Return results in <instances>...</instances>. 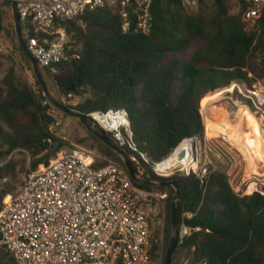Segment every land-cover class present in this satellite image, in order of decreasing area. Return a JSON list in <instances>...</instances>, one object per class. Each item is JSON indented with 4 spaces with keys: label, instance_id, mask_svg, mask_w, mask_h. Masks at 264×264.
<instances>
[{
    "label": "trees",
    "instance_id": "obj_1",
    "mask_svg": "<svg viewBox=\"0 0 264 264\" xmlns=\"http://www.w3.org/2000/svg\"><path fill=\"white\" fill-rule=\"evenodd\" d=\"M197 1L199 9L193 14L183 0H153L154 22L148 35L124 33L119 9L109 4L56 25L70 37L67 46L74 47L72 60L53 76L56 85L65 96L92 95L68 108L87 118L95 111L126 110L139 151L148 156L151 165L169 158L188 139L204 136L201 103L209 94L232 83L253 88V61L258 64V78L264 81V13L257 29L248 31L243 23L246 0H238L237 13L231 11L227 0H212L211 6L205 0ZM8 10L11 12V7ZM3 14L0 8V31L4 30ZM195 42L201 47L190 60L179 59ZM4 85L5 90L0 92V164L11 153L26 151L31 155L29 173L48 166L64 146L50 131L55 120L42 105L47 103L43 89L38 82V90L20 82L14 73L8 75ZM104 134L113 141L111 135ZM89 136L108 161L123 166L118 154ZM134 170L137 172L136 167ZM5 171L0 169V213L6 198H16L24 187L15 191L5 180L9 177L16 182L17 176L14 171L12 177ZM145 171L146 180L168 181L156 176L152 167L145 166ZM171 180L179 182L182 190L178 226L184 213H193L187 224L203 229L183 247L177 245L174 255L185 250L196 263L264 264V195L236 194L221 172L204 178L180 173ZM138 186L169 193L164 231L167 251L176 191L173 187ZM156 236L161 240L160 230ZM159 249V244H152V258ZM0 255V264H17L1 245Z\"/></svg>",
    "mask_w": 264,
    "mask_h": 264
},
{
    "label": "built area",
    "instance_id": "obj_2",
    "mask_svg": "<svg viewBox=\"0 0 264 264\" xmlns=\"http://www.w3.org/2000/svg\"><path fill=\"white\" fill-rule=\"evenodd\" d=\"M243 15L246 29L256 30L264 13V0H246ZM16 2L22 34L40 69L58 75L61 65L72 60L74 47L67 46L58 23L83 16L88 11L116 6L124 33L148 35L153 28V0H0V8ZM47 35H56L50 40ZM229 94L257 117L264 118V89L232 83ZM93 125L109 134L119 149L128 153L136 175L146 180L145 166L151 165L139 151L126 110L95 111L88 116ZM63 151L48 166L31 171L22 192L4 201L0 213V245L17 264H152V220L160 216L166 195L141 189L127 169L87 152L78 145ZM177 149L170 155L173 156ZM90 154V155H89ZM201 178V177H200ZM184 213L177 245L183 247L194 234L203 231ZM165 221L158 226L163 240Z\"/></svg>",
    "mask_w": 264,
    "mask_h": 264
},
{
    "label": "rangeland",
    "instance_id": "obj_3",
    "mask_svg": "<svg viewBox=\"0 0 264 264\" xmlns=\"http://www.w3.org/2000/svg\"><path fill=\"white\" fill-rule=\"evenodd\" d=\"M227 1L231 11L233 13H237L238 0H227ZM205 2L209 6L213 5L212 0H205ZM183 3L184 6L193 14H195L199 9V3L197 0H183ZM8 7L10 6L3 5L1 7L4 11L3 23H2L4 30L0 31V92H3L5 90L4 82L6 81L8 75L11 73H14L20 82L30 86L35 90H38L37 79L33 72L32 65L30 61L29 60L27 61L24 58V56L21 54L20 51L21 48L18 43L17 34L15 32V28L13 29L14 20H13L12 8L10 12L8 10ZM65 34H66V41H70V37L68 36L66 31ZM199 47H201V43L195 42L190 48H188L182 54H180L178 58L181 59L182 61L190 60L194 51ZM252 65L254 71L253 74L250 75V77L255 79V82L252 83V87H257L258 89H264V81L258 78L259 70H258L257 62L253 61ZM42 74L47 83L49 95L54 100L66 105L67 107L68 106L75 107L83 103L87 98L92 96L90 92L86 93L84 97H75L73 95L65 96L64 94L61 93L58 86L56 85L53 79V75H51L48 71L45 73L44 71H42ZM230 89L231 88L229 86L227 88L218 91L224 92L223 95L225 98L230 97L233 98L235 101H241L244 104L247 103L246 101H244L243 97L240 96L239 94H237V96L232 97L229 94ZM212 94L213 93L209 94L208 96ZM203 101L201 103V115L205 126V134L203 137L197 138L202 147L201 165H200L201 169L198 172H192V173L196 174L201 178L207 177L213 172L224 173L228 178L232 190L236 194L241 196H249L250 195L248 194L249 187L254 184L258 185V187L264 186V178H261L259 176H252V177L250 176V174L248 173L247 161L245 160V157L243 156L241 150L234 142L228 140L227 134L222 130L221 121L229 119V117L226 116V114L229 113L231 115L230 112L231 108L229 107H233V106L231 102H229L228 100L225 101L224 103L221 102L216 104L215 106H211L209 108L210 109L209 111H211V113L206 118L204 117V111L206 107L204 106ZM42 105L44 107H47L46 111H48L50 116L55 120V123L51 127L50 131L54 135V137L58 139L64 146L60 151V153L73 148L72 145H78L84 148L87 152L96 155L97 160L102 159L101 160L102 162L108 161L107 160L108 158L103 156L102 153L100 152L99 145L89 136L90 133L80 123V121L77 118L68 116L63 112L59 111L48 100L47 103H42ZM214 110H216V115L213 116L212 112ZM244 112L247 113L246 111ZM258 118L261 119V117ZM250 137H251L250 128L246 126L245 139L246 142H249L251 144V140H249ZM4 158L5 159H3V161L0 164V169L7 170L5 172L8 175H11V177L14 171L17 176L16 182H12V180L9 177H7L5 182L7 181L11 183L15 191H19L21 187L24 186L25 179L29 171L31 170V155L26 151H15L11 153L8 157H4ZM55 158L51 159L50 162ZM148 167H152V166H148ZM259 171L264 173V168H262V166H259ZM180 173L186 176L191 174V173L190 174L183 173L179 169H175L172 172L168 171L167 176L160 178L168 180L167 182H172L171 180L172 177ZM173 189L175 190L174 187ZM151 192L154 193L159 192L158 194L167 196L163 202V205L159 207L158 212L160 213V216H155L154 219L152 220V238H151V244L155 243L160 245V249L156 252L155 256L152 258V264H165V259L167 254V251L165 250L166 242L164 237L163 240L162 238L161 240H159V237L156 236V233L159 230V226H158L159 218L165 221L164 223L166 229L167 198L169 193L166 192V194H163L160 191H151ZM255 193H260L264 195V191H261L260 189ZM0 261H2L1 255H0ZM171 264H204V263H196L191 253L185 250H180L176 255H173Z\"/></svg>",
    "mask_w": 264,
    "mask_h": 264
},
{
    "label": "bare ground",
    "instance_id": "obj_4",
    "mask_svg": "<svg viewBox=\"0 0 264 264\" xmlns=\"http://www.w3.org/2000/svg\"><path fill=\"white\" fill-rule=\"evenodd\" d=\"M223 93L224 92L216 91L212 95L205 98L203 101V104L206 107L204 117L207 118L211 113V111H209L211 106H215L221 102L224 103L227 100L231 102L233 106V108L229 107L232 109H230L231 115L229 113L226 114L229 119L221 121L222 130L227 134L228 140L234 142L241 150L245 160L247 161V168L250 176H259L264 178V173L259 171V166L264 168V118L259 119L247 106L231 101L230 97L225 98ZM212 114L213 116L216 115V110H214ZM246 126L250 128L251 137L249 140H251V144L246 142L245 139ZM184 151H186L187 156L184 161H180L178 156ZM201 155L202 147L198 139L187 140L178 147L173 156L164 160V162L159 166L158 171L160 175L165 176L168 175V171L172 172L175 169H179L181 172L187 174L198 172L201 169ZM259 189L260 187L254 184L249 187L248 194L257 192Z\"/></svg>",
    "mask_w": 264,
    "mask_h": 264
},
{
    "label": "water",
    "instance_id": "obj_5",
    "mask_svg": "<svg viewBox=\"0 0 264 264\" xmlns=\"http://www.w3.org/2000/svg\"><path fill=\"white\" fill-rule=\"evenodd\" d=\"M12 13H13L15 32L17 34L19 46H20L21 50L23 51V53L28 58V60L30 61L31 65H32V68H33V72H34L35 77L37 79V82L40 84L41 88L43 89L47 100L53 106H55L59 111L63 112L64 114H66L68 116L77 118L80 121V123L87 129V131L91 135H93L94 137L99 139L105 146H107L112 151H114L116 154H118L120 156L125 168L129 172L132 180L135 183H137L138 185H143V186H151V187H159V188L160 187H174L175 188L176 195L173 198L172 203H171V217H172L173 231H172V235H171V239H170V242H169V246H168L167 254H166V259H165V264H171L172 263V258H173V255H174V252H175V249H176V246H177V240H178V235H179L178 201H179V199L181 197V194H182V190H181V187L179 185V182H155V181H151V180H141V179H139L137 177L136 173H135L133 165L131 164L128 156L126 155V153L124 151L119 149L117 147V145L111 139H109L101 130L97 129L93 125V123L86 116L82 115L81 113H79V112H77L75 110L69 109L66 105H64L62 103H59L58 101L54 100L49 95L47 83H46V81L44 79L42 71H41L37 61L35 60V58L29 52L27 44H26V41H25V39L23 37L22 28H21V24H20V18H19L16 2H14L12 4ZM194 139H197V138H194ZM188 140H192V139H188ZM186 156H187L186 151L181 152L179 154V156H178V159L180 161H184ZM260 190L264 191V187L261 186Z\"/></svg>",
    "mask_w": 264,
    "mask_h": 264
}]
</instances>
